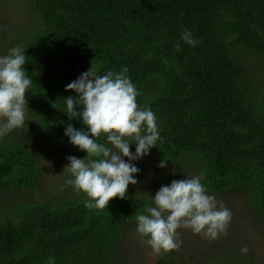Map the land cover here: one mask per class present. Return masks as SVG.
Listing matches in <instances>:
<instances>
[{"label": "trees", "instance_id": "16d2710c", "mask_svg": "<svg viewBox=\"0 0 264 264\" xmlns=\"http://www.w3.org/2000/svg\"><path fill=\"white\" fill-rule=\"evenodd\" d=\"M27 4L33 33L19 47L33 80L28 90L35 111L32 128L42 142L85 158L64 135L69 124L86 131L78 117L67 116L63 99L76 94L65 88L90 67L99 75L127 68L139 93L136 102L155 113L160 136L144 161L132 163L140 170L134 178L143 171L173 170V180H182L195 165L192 172L203 174L208 194L243 191L250 210L264 220V0ZM185 29L199 41L195 47L181 40ZM245 52L257 57L261 74L241 60ZM135 148L130 145V152ZM145 159L153 165L145 167ZM39 177L29 147L0 141V195L35 192ZM141 192L140 183L129 185L124 199H111L103 210L86 208V194L76 191L61 199L0 207V264H47L49 257L55 264H118L112 253L122 226L127 221L137 233L136 216L154 206ZM216 247H221L216 257L207 256L205 264H258L248 253ZM174 252H161L155 264H190Z\"/></svg>", "mask_w": 264, "mask_h": 264}, {"label": "clouds", "instance_id": "9594fccd", "mask_svg": "<svg viewBox=\"0 0 264 264\" xmlns=\"http://www.w3.org/2000/svg\"><path fill=\"white\" fill-rule=\"evenodd\" d=\"M3 30L0 26V31ZM181 40L192 47L199 43L187 29L181 32ZM174 47L180 50L179 43ZM24 52L16 46L8 55L0 56V136L23 127L26 122L29 110L25 93L33 80L23 68ZM126 73L127 68H123L119 73L108 71L99 75L90 67L65 88L76 94V98L63 99L69 120L78 117L86 129L66 126L64 135L69 143L85 152L86 157H67L63 173H69L71 178L65 184L86 194L85 207L90 210H103L111 199L125 198L128 186L138 183L134 176L140 171L131 161L147 156L160 139L155 113L147 107L139 108L136 102L139 93ZM77 108L80 110L76 111ZM101 137L104 142H99ZM132 144L136 145L134 154L130 152ZM158 167L165 168V160ZM202 175L162 185L154 198L144 193L154 206L146 209L147 215L136 216V231L147 238L145 242L154 255L180 249L183 241L178 229H191L193 234H202L210 241L228 234L231 210L215 195L208 194L201 182ZM248 251L246 245L240 249L241 254ZM47 264H55L54 258L49 257Z\"/></svg>", "mask_w": 264, "mask_h": 264}, {"label": "rangeland", "instance_id": "374dc122", "mask_svg": "<svg viewBox=\"0 0 264 264\" xmlns=\"http://www.w3.org/2000/svg\"><path fill=\"white\" fill-rule=\"evenodd\" d=\"M32 21L33 18L27 0H0V26L5 28V30L0 31V56L7 55L11 48L23 44L27 39L26 37L33 33L29 30L33 28L30 27ZM240 57L250 71L261 74L258 72L260 65H255L258 64L259 60L254 54L245 52ZM25 100L29 110L26 113L25 125L0 136V141H16L29 147L40 166V177L35 192L9 191L0 195V207L11 206L9 209H13L12 206L15 203L25 202L26 204L36 202L41 198L61 199L74 192L71 185L65 184V180L71 178L70 174L63 173L64 167L68 164L67 157L72 155L67 152V148L48 146L36 135L35 129L32 128V124H35V111L30 103L29 91L25 93ZM142 161L144 159L131 161V163L137 166ZM143 164L145 167L153 165L148 159H145ZM195 167L193 165L184 177L195 176L192 172ZM175 173L176 171L173 170H158L152 173L143 171V176L137 178V180L141 185V191L154 198L162 185H169L174 178L176 179ZM215 197L217 200L223 201L224 205L231 210L232 219L228 227V234L220 236L215 241H210L204 239L202 234H193L191 229H178L177 231L183 243L180 249L174 253L183 256L184 260H187L190 264L197 261H205L202 263L205 264L207 263V256L208 258L216 257L221 248L216 246L225 245L231 249L240 250L242 246L246 245L249 248L248 255L256 260L258 264H264V220L259 219L250 210L244 192L233 189L220 195L216 194ZM122 228L121 236L114 244L113 259L118 264H155L157 255L152 253L145 239L141 238L127 221ZM212 247L216 248L211 250Z\"/></svg>", "mask_w": 264, "mask_h": 264}]
</instances>
